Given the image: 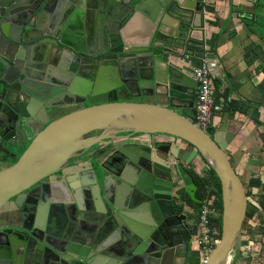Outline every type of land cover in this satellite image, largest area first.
Instances as JSON below:
<instances>
[{"label": "water", "instance_id": "water-1", "mask_svg": "<svg viewBox=\"0 0 264 264\" xmlns=\"http://www.w3.org/2000/svg\"><path fill=\"white\" fill-rule=\"evenodd\" d=\"M204 4L0 0V110L30 126L43 121L39 110L47 116L19 160L0 169V264H199L180 193L184 186L202 202L184 166L197 155L217 174L222 199L221 238L208 264L231 263L249 205L227 154L231 134L221 142L195 123L194 109L188 115L156 100L173 96L187 108L197 81L170 58L186 54ZM141 14L148 31L134 44L131 30ZM124 92L143 101L124 100ZM153 134L190 146L169 142L164 149L138 138ZM92 149L89 165H73L80 186L65 177L58 186L57 173L67 175L70 160ZM44 186L45 221L23 203ZM15 218L20 222H9Z\"/></svg>", "mask_w": 264, "mask_h": 264}, {"label": "crops", "instance_id": "crops-1", "mask_svg": "<svg viewBox=\"0 0 264 264\" xmlns=\"http://www.w3.org/2000/svg\"><path fill=\"white\" fill-rule=\"evenodd\" d=\"M257 3L258 0H205L204 12L197 14L195 18L196 29L192 32L194 40L189 41L190 51L187 50L181 58H170L183 64L185 69L191 72L189 65L199 64L205 54L216 72L215 93L216 90L220 93L229 88V98L238 101L237 111L229 114L223 113L222 110L216 112L212 127L215 129L214 136L221 142H225L227 133L231 134L230 142L227 143V154L245 185L249 184L251 178L259 179L262 185L264 184V36L259 26H254L251 30L239 19V17L252 18L260 12ZM252 7H255V13L252 12ZM148 25V17L144 14L138 15L131 30L133 37H136L129 41L134 44L141 43L142 40H138V36L148 31ZM218 35H220L218 38H214ZM186 55L189 57L186 58ZM122 97L127 100L131 95L124 92ZM137 100L143 101V99ZM77 107L64 106L55 115L61 116ZM138 138H147L159 143H178L182 147H189L167 134L139 135ZM90 151L86 156L83 153L78 157L75 164L83 165L85 161L89 162L92 158L91 153L96 149ZM184 166L190 175H192L191 170L203 177L211 175L209 164L200 155H197L191 163H184ZM66 173L65 178L74 186H80L79 167H72ZM192 177L194 179L193 175ZM194 182L197 185L195 179ZM199 192L198 186L196 195L203 200L204 197L202 198ZM256 192L261 194V189ZM180 193L184 205L182 213L186 215L185 222L189 228H194L193 236L199 227L200 205L185 191L184 186ZM246 244L247 242L243 244L241 250H244ZM190 248L193 255L202 256L201 251L191 241ZM236 262L244 264L243 260Z\"/></svg>", "mask_w": 264, "mask_h": 264}, {"label": "flooded vegetation", "instance_id": "flooded-vegetation-1", "mask_svg": "<svg viewBox=\"0 0 264 264\" xmlns=\"http://www.w3.org/2000/svg\"><path fill=\"white\" fill-rule=\"evenodd\" d=\"M46 44H47V47L49 46V48L52 52L59 53L58 52L60 50L59 46L53 44L52 42H47ZM189 48L190 47L188 46V50L190 51ZM2 66H3L2 63L0 62V74L2 73V69H3ZM187 71H188V73L190 72L189 70H187ZM196 97H197V86H196V90L192 94V98L189 99L187 102V108L186 109L180 108V107H182V106H180L181 102L173 96H165V95L164 96H158V97H156V100L159 102H163V103H167V104L171 105L172 108L176 109L179 112L186 113L188 115H193V113H192L193 109L195 110V113H196V108H195ZM131 99L132 100H137V99L142 100L143 98L142 97H131ZM75 106H77V105H75ZM37 116H39L41 119H43V121H34L33 120L35 124L32 123L33 125L30 126L28 122H26L25 124H23V123L20 124L18 122V120H15L14 117H12L6 110L5 111L0 110V169H2L4 167L11 166L12 164H14L15 162L18 161L19 158L24 153V151L28 148V146L32 142V139L34 138L36 133H38L40 131L41 127L44 125V123H46L47 116L45 115V113L42 110L38 111ZM59 116H56L55 114L50 113V114H48V119L50 121H52ZM25 125L30 126V127L27 128ZM45 126H46V124H45ZM151 141L153 143H155L158 147H161V148H164L163 146L165 145V143H169V142L159 143V142L153 141V140H151ZM88 153H89L88 151H85L84 152L85 156ZM92 154L93 153H91V155ZM97 156L98 155H96V157ZM77 160H78V157L72 158L70 160L68 169L72 168L73 165H75V163L77 162ZM84 161H85V159H84ZM85 163H86V166L89 165L88 161L87 162L85 161ZM61 177L64 178V174H62L60 171L57 173V175L55 177L58 186L61 185L60 183L63 181V178H61ZM26 192H28V190ZM34 195L36 197H29L26 200H24V202H23L24 203V209L28 213H33V212H35V210L41 212V216H42L43 220L45 221L46 220L45 217L47 216L49 208H50V203L48 202V197H47L46 186H44L41 189H39L38 191H36ZM38 196H40L39 199H36ZM21 208H22L21 206L18 207V209L20 211H21ZM9 222L19 223L20 220L18 218H15L13 220H9ZM5 230H6V228L3 229V231H5ZM18 237H21V236L18 235ZM197 248L200 251V248L199 247H197ZM4 252L8 254V248L7 247L5 248ZM7 259L8 258L6 257V258H2L1 260L4 262H7L6 261Z\"/></svg>", "mask_w": 264, "mask_h": 264}, {"label": "trees", "instance_id": "trees-1", "mask_svg": "<svg viewBox=\"0 0 264 264\" xmlns=\"http://www.w3.org/2000/svg\"><path fill=\"white\" fill-rule=\"evenodd\" d=\"M257 5L259 6L260 12L256 13V15L252 18L247 17H239L240 20L244 22V24L250 28L254 29V26H259L261 28V34L264 36V0H258ZM215 24V23H214ZM220 35L215 36L214 38H218ZM189 51V50H188ZM230 90L227 88L223 92H218L216 90L215 93V102L217 104L222 103L223 109L222 112H228V114L232 111H237L239 109L238 101L229 98ZM208 132L213 136L215 133L214 127L210 126ZM95 134V132L93 133ZM190 146V145H189ZM205 160V159H204ZM206 161V160H205ZM210 176L203 177L199 175L197 172L191 170V174L194 176V179L199 186V194L204 197L207 191L213 196L212 201L214 204H218L220 209H222V199L221 192L216 191V187H220V180L215 173V171L210 167ZM262 186V188H261ZM247 196H248V211L247 216L243 224L241 237L247 242L243 251H249V257L257 262L262 261L264 264V253L262 252V248L264 247V184L259 179L251 178L248 185H246ZM261 189V194H258L256 190ZM255 201V202H254ZM200 205V203L198 204ZM218 223V239L221 238L222 233V216L217 219ZM261 244L260 247L253 246L254 244ZM253 244V245H252ZM243 246L241 247V249ZM264 249V248H263ZM260 250L261 253H260ZM255 252V254H254ZM258 252V254H256ZM236 259H242L241 253H239Z\"/></svg>", "mask_w": 264, "mask_h": 264}, {"label": "built area", "instance_id": "built-area-1", "mask_svg": "<svg viewBox=\"0 0 264 264\" xmlns=\"http://www.w3.org/2000/svg\"><path fill=\"white\" fill-rule=\"evenodd\" d=\"M189 55H186L188 58ZM191 66V74L197 81V97L195 102L196 124L208 131L212 125L213 116L223 109L222 103L215 102L214 78L216 72L206 55L200 59L199 64ZM213 196L207 191L199 207V227L192 236L191 243L200 248L202 256L199 264H208L209 256L219 243L217 219L222 216V209L212 201Z\"/></svg>", "mask_w": 264, "mask_h": 264}, {"label": "rangeland", "instance_id": "rangeland-1", "mask_svg": "<svg viewBox=\"0 0 264 264\" xmlns=\"http://www.w3.org/2000/svg\"><path fill=\"white\" fill-rule=\"evenodd\" d=\"M244 243H246V242L243 241L242 237L239 238V241L236 243V246H235V248H234V250L232 252L231 261H230L231 263L230 264H237V262H236L237 260H239V261L242 260V259H236L237 255L239 253H242L241 256L243 257L244 264H263L262 261L255 262L251 258V256L249 257V253H250L249 251L246 250V251L243 252V250H241V247L243 246ZM260 245L261 244L257 243V244H254L253 246L260 247ZM195 247H197V246H195ZM263 248H262L263 251L260 250V253H261V251L264 253V249ZM254 254H255V252H254ZM256 254H258V252H256Z\"/></svg>", "mask_w": 264, "mask_h": 264}, {"label": "bare ground", "instance_id": "bare-ground-1", "mask_svg": "<svg viewBox=\"0 0 264 264\" xmlns=\"http://www.w3.org/2000/svg\"><path fill=\"white\" fill-rule=\"evenodd\" d=\"M226 264H229V261Z\"/></svg>", "mask_w": 264, "mask_h": 264}]
</instances>
